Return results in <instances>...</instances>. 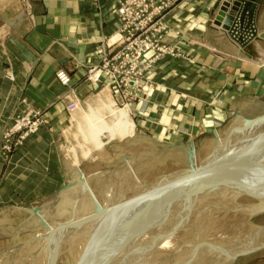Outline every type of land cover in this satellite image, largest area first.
Listing matches in <instances>:
<instances>
[{
    "label": "rangeland",
    "instance_id": "1",
    "mask_svg": "<svg viewBox=\"0 0 264 264\" xmlns=\"http://www.w3.org/2000/svg\"><path fill=\"white\" fill-rule=\"evenodd\" d=\"M24 1L22 0V2ZM223 1L216 0L212 7L210 25L213 29H217V26L222 27L217 25V8L219 12V8H222L224 2H228ZM117 3L115 0L114 14L119 27L120 21L116 14ZM145 3L157 11L156 20L152 19L148 25L157 23V25L166 26L168 24L172 32L179 34L177 36L162 33V43L173 48L177 56H161L154 67L163 61L187 60L188 62L189 56L186 57L182 50L183 46L180 47L181 43L178 41V38L181 37L180 31L174 30L168 23L167 17L174 8L173 1L159 0ZM217 3H219L218 7ZM4 14L5 8H0V16ZM146 14L153 15L154 12L149 9ZM117 33L112 37L115 38ZM4 36L5 34L2 32L0 39L2 40ZM113 45L114 43L108 45V48L111 49L108 54L114 51L111 48ZM257 51L260 62L264 65V50L258 45ZM156 54L155 51L147 52L143 61L153 58ZM89 67L85 70V80L91 87L87 88L88 90L82 97L76 96L73 88H69V85H62L69 88H67L68 93L66 92L62 104L63 110L60 112L63 116L62 120L51 118L47 115L48 110L37 109L32 105L25 109H19V103L25 105L26 98L20 96L18 102L16 99L18 93L15 92L13 96L9 85L6 82L3 84L0 78V264H86L84 258L88 252L84 249L85 247H81L82 244L79 245L80 243L96 242V246L89 245V249L101 250L106 243H114L118 240L121 242V252L116 256H110V260L100 261L97 259L94 264H136L130 262L132 252L135 251V248L139 249V242H144L146 238L136 242L133 239L143 236L145 230L143 225L148 218L154 220L160 217L153 213L155 208L146 206L157 192L156 187L157 190H160L167 185L166 178L173 179L177 183V185L174 183L173 187L181 192L180 187H185L182 186L185 183L184 180H187L189 185L191 180L194 181V177H198L200 173L195 170L196 172L186 174L185 172L190 170V163L192 164L190 167L194 168L197 164L204 166L209 153L216 154L220 150L218 146L221 147V144H227V147L231 148L234 142L237 143V147L231 158L228 155H232V153H225L224 157L219 156L217 159V166L213 164L215 162L213 159L209 163V165H213L203 172L204 177L211 176L217 180L211 196L213 198L207 197L206 201L211 204L212 201L221 198L219 195H223L224 198L229 196L231 183L228 181L232 177H237L235 179L239 183H243L241 181H247L250 178L247 174H251L255 170L264 171V155L256 156L260 152L255 153L264 145V99L256 101L249 108L247 112L249 116L232 117L218 127L215 133L187 136L175 144L165 143L137 135L130 114V104H137L147 97L146 89L151 86V80L148 79L147 73L152 68L144 73L146 83L142 86L143 93H139L137 96L132 94L125 96L117 90L113 91L106 85L107 82H105L106 86L94 87V84L87 79ZM6 73L9 81L13 82V76V79L10 80L12 74ZM71 102L78 104L73 112L67 110ZM37 111L46 121L40 128V130L43 129L40 140L35 145H29V147L27 145L28 150L25 149L26 147L23 148L24 150L21 149L25 146L24 141L22 145L13 147L11 153H4L2 149L5 146L3 140L5 132L11 128L18 117L24 116L28 112ZM121 123L130 125V133L126 136L119 135ZM106 128L110 131L105 130ZM99 129L106 135L98 133ZM238 132H241V137H235L239 134ZM92 134H97V137L95 135L94 139ZM228 140H230L229 143H227ZM100 143H102L101 146ZM19 149L22 150L21 153L18 152ZM246 154L247 159L244 160L243 157ZM252 157L258 158L252 159ZM199 159L202 161H198ZM182 169L183 171H181ZM240 169L243 172L238 171ZM120 187L123 188L119 191ZM241 192L245 193V191ZM263 198L259 197L256 200H263ZM62 202L64 210L57 211ZM74 202L77 204L76 207L74 206L77 208L76 210L66 205ZM208 202L205 204L209 205ZM199 203L201 202L199 201L197 204L200 205ZM230 206L233 209L234 206ZM230 206L227 207L230 208ZM228 208L224 207L223 211L226 212ZM231 208L230 210H232ZM245 210L244 208L241 211ZM123 211L126 213L123 214ZM241 211L240 213H243ZM258 211L257 214L248 218L246 223L239 225L241 231L249 233L248 230L251 232L259 230L263 233L261 235H264V211ZM47 219L48 224H46ZM132 220L137 222L133 224ZM224 220L225 218L222 219V221ZM149 223L152 226V222ZM139 225L143 227L140 229ZM171 226L173 227V225ZM87 227L105 229L104 231H84ZM179 228L180 226L171 232L178 231ZM224 228L222 229L224 230ZM44 229L45 231L53 229L55 238L47 239L42 246H38L31 259L30 257H20L18 244L21 243L22 238L35 235L39 239L43 233H47ZM135 230L140 231L134 235ZM149 230L150 236L153 237L156 230ZM91 233L99 234L100 238L82 240L85 235ZM117 235L122 236L116 238ZM224 240L215 244L218 249L212 248L217 256L214 255V258L210 259L208 257L200 264H264V239L261 237L257 240L248 237L247 245H240L234 250L231 246H234L233 242L236 243V238H232L233 241ZM226 241H230L229 244ZM158 243L155 244L157 246L152 247L153 251L148 256L144 254L145 252L139 255L142 259L138 264H161L158 262L161 260L158 257L166 254H170L168 256L170 260L166 259L165 264H197L199 262L194 259L189 261L182 259L184 258L182 253L180 257L179 254H175L174 250H169V247H172L169 242ZM204 243L205 241L202 242V244ZM165 245L168 247L166 252L158 254L156 247ZM4 246H7V250L9 249L6 251L7 254L2 251ZM9 246L12 247V250ZM190 249H195L198 252L203 251L200 244ZM216 250L219 251L216 252ZM221 251L223 252L221 253ZM214 252L211 251V253ZM73 256L76 258L75 262L68 263L66 260Z\"/></svg>",
    "mask_w": 264,
    "mask_h": 264
},
{
    "label": "crops",
    "instance_id": "2",
    "mask_svg": "<svg viewBox=\"0 0 264 264\" xmlns=\"http://www.w3.org/2000/svg\"><path fill=\"white\" fill-rule=\"evenodd\" d=\"M25 1L0 0L5 8L0 16V36L5 34L0 39V78L13 96L18 93V102L20 96L26 98L19 109L32 105L62 120L68 87L56 73L63 70L70 77L69 88L78 97L91 87L85 70L97 65L116 40L115 0ZM172 1L168 23L180 31L178 41L189 61H163L152 68L147 97L130 104V114L137 135L175 144L187 136L215 133L232 117L249 116V108L264 99V65L257 51L258 45L264 50V0L256 2L247 35L237 29L234 40L222 27L210 25L216 0ZM105 82L102 77L93 86ZM42 130L21 149L35 145Z\"/></svg>",
    "mask_w": 264,
    "mask_h": 264
},
{
    "label": "bare ground",
    "instance_id": "3",
    "mask_svg": "<svg viewBox=\"0 0 264 264\" xmlns=\"http://www.w3.org/2000/svg\"><path fill=\"white\" fill-rule=\"evenodd\" d=\"M165 30L167 31V34L169 33V34H175V35L179 36V34H177V32H172V30L168 27V24L165 26ZM119 35H120V33L118 31V33L115 37L116 40H115V42H112V44L113 43L115 44L117 42ZM97 85H100V84H97ZM75 104L78 105L77 102H75ZM91 121H93V120H91ZM105 130L110 131V129H108V128H106ZM90 132H91V130H90ZM98 133H100L101 135H103V134L106 135L100 129L98 130ZM129 133H130V125L127 123H121L119 125V135L120 136H122V135L126 136ZM95 135L97 137V134H92L93 138L95 137ZM241 136H242L241 132L239 134L235 135V137H241ZM229 142H230V140H228L227 143H229ZM234 143L232 144L231 148L227 147L228 146L227 144H223V145L221 144V147L218 146V148L220 150H218L216 152V154L213 152L209 153V151H207L210 155L208 154L209 156L205 159V165L204 166H200L201 164H197L196 168H194L193 166L190 167L192 164L189 162L190 161L189 160L188 162L190 163L189 164L190 170L188 172L185 170L186 171L185 173L189 175V173H192L195 170L200 172V173H199L198 177H194L195 178L194 181L191 180L189 185H188V181L184 180L185 183H184V185L182 184V186H185V187L184 188L180 187L181 192L175 190V188L173 187V184L175 183V181L173 179L171 180L169 177L166 178V184H167L166 186H164L160 190H157V187H156L155 190L157 192L155 193L151 202L148 203L146 207H148V208L152 207L153 209L155 208L153 213L160 215V217H157L154 220L148 218L146 220V223L143 225L145 227V230L143 231L144 237L140 236V237L133 239L136 242V241L141 240L142 238L143 239L146 238V240L144 242H139V244H138L139 249L135 248L134 249L135 251L133 250L134 252H132V253L134 256L131 254L132 255V258L130 260L131 263L135 262L136 264H138L141 261L140 259H142L139 257V255H141L145 252L144 254L146 256H148V254L153 251L152 247L157 246L155 244H157L158 242H159L158 244H161L162 241L164 242V244L169 242L170 245H172V247H169V250L170 251L174 250L175 254H179L180 257H181V253H182L183 254L182 257H184L182 259H184L186 261L194 259V260L199 261V262H197V264H200L203 260L207 259L208 257L210 259V258H214V255L217 256V253L215 254V252L212 248L215 247V249H218L217 248L218 246L216 247L215 244H218L217 242H219L221 240L225 241L224 239H227V240L231 241L232 238H236L235 242L237 244L236 243L234 244V242H233L234 246H231L232 244L230 245L232 247V250H234V249H236V247H238L240 245H242V246L247 245V242H248L247 238L248 237H249V239H250V237H252L253 240H257L259 237H261V239H264V235H261V234H263L262 231L256 230V231L251 232V230H248L249 233H245L239 229V225L246 223L248 218H250L256 212H259L258 210H260V212L264 211V198H263L264 197V171H262V172H261V170L260 171H258V170L253 171L252 168H250L253 171L252 172L253 174L252 173L247 174L250 176V178H248L247 181H241L243 183H239L235 179L237 177H232L228 181V183H231V185L229 186V189L231 190V193L229 196L224 198L223 195H219V196H221V198L217 199L218 201L217 200H215L214 202L212 201V203H211L212 205L208 201H206L207 197L213 198L211 196H212V192L215 190V183H217V180L213 179L214 177L211 178V176L204 177L203 172L207 168L212 166L213 164H216V166H217V159L219 158V156H223V155H225V153H232V155L231 154L228 155L231 158V156H233V153H235L233 151L237 147V143H235V144ZM101 145H102V143H100V146ZM263 149H264V145L260 150L255 151V153L260 152V154L259 155L255 154V155L256 156H263L264 155ZM237 152L238 151H236V153ZM246 156H247V154L243 157L244 160L247 159ZM241 157H242V154H241ZM253 158L257 159L258 157H252V159ZM213 159H215V162H213L212 165H209L210 161H212ZM198 161L201 162L202 159H199ZM258 162L260 163L259 160H258ZM253 163L255 164V162H253ZM247 164L249 165V162H247ZM261 164H262V162H261ZM257 165H260V164H257ZM253 167H255V166H253ZM255 168H258V167L256 166ZM181 171H183V169ZM238 171L243 172L242 169H240ZM238 171L236 170V172H238ZM180 173H178V174H180ZM86 180H91V179H86ZM175 184L177 185V183H175ZM187 185L189 188L187 187ZM122 188L123 187H120L119 191ZM241 191H245V193H248V194H245L244 192H241ZM259 197H262L263 200H256ZM199 201L202 204L199 203L200 205H198L197 203ZM205 201L208 202L209 205H206L207 203ZM238 201L240 203H237ZM242 201H243V203H241ZM230 202H231V204H230ZM63 205L64 204L62 202L59 205V208L57 209V211L62 212L61 210H64ZM66 205L70 206L72 209H75V210L77 209V208H75L77 205L75 202L73 204H66ZM230 205L234 206L233 209L231 208L232 206H230ZM227 206H230V208L232 210H230V208H228ZM224 207H226V209L228 208L229 211L228 210L226 212L223 211ZM244 208L246 210L244 212L241 211ZM240 211L243 212L244 214L240 213ZM123 212H124L123 214L126 213L125 211H123ZM223 214H224V216H223ZM223 218H225L224 221H222ZM47 221H48V219L46 220V222ZM88 222H89V220H88ZM136 222H137L136 220L131 221V223H133V224H135ZM149 222H152V226L150 225ZM86 223H87V221H86ZM46 224H48V222ZM171 225H173V227ZM176 226L177 227L180 226V228H179L180 230L177 229L178 231L171 232L173 229L177 228ZM223 226L227 227L228 230H226L227 228L225 229ZM142 227H140V225H139L140 229ZM222 228H224L225 231ZM229 228H231V229H229ZM104 229L105 228H95L94 227V229H92V228L87 227V229H85L84 231H86V230L104 231ZM117 229H121V228H117ZM149 229H155L156 230V233L154 234L153 237L150 236V230ZM131 230H134V229H131ZM44 231H45V229H44ZM53 231H54L53 229H51L49 231H45L47 233H43V235L40 236L39 239L35 235H33L31 237L22 238L21 243L18 244L19 245L18 248L20 249V250H18L19 251L18 255L20 257H30V259H31L32 258L31 256L35 253V250L37 249L38 246H42V244H44L45 240H47V239H54L55 238ZM139 231L140 230H135L133 234L135 235ZM122 235H117L116 238H120V236H122ZM259 235H261V236H259ZM236 236H238V237H236ZM242 237H243V239H241ZM97 238H100L99 234L93 235L91 233V234L85 235L84 238H82V240H89V239L94 240ZM203 241H205L204 244H202ZM230 241H226V242H228V244H229ZM49 242H50V240H49ZM220 243H222V242H220ZM198 244H200L202 246V248H203L202 252H200V251L198 252L195 249L194 250L190 249L191 247H192V249L197 247ZM212 244H214V245H212ZM223 244L226 245V243H223ZM79 245H81V247H85L84 249L88 252L85 254V258H84V260L86 261V264H94V263H96L97 259H99L100 261L106 260V259L110 260V258L112 256H116L117 254H119L121 252V249H122V247L120 246L121 245L120 240H118L114 243H112V242L106 243L105 245H103L101 250H99V249L98 250H96V249L90 250L89 249V245L91 247L96 246V242H90L89 243V242L85 241L83 243H80ZM211 245H212V247L210 248ZM220 245H219V248L221 246H223V245H221V246ZM166 246L167 245H165L163 247H159V248L156 247L157 253L162 254V253L166 252V250L168 248ZM43 247H46V246H43ZM231 247H230V249H231ZM9 248L11 249L12 247L9 246ZM226 248H228V247H226ZM240 248H243V247H240ZM8 250H7V246H4L2 251L4 253H6V251H8ZM48 250H50V249H48ZM211 251H213L214 253H211ZM217 251H219V250H216V252ZM224 251H226V250H224ZM222 252L223 251H221V253ZM71 254H73V253H71ZM124 254H128V253H124ZM169 255L170 254H166L164 256H159L158 259H161V260L158 262L161 264H165L166 259H168L167 261L170 260L168 257ZM75 259H76L75 256H73L72 258L67 259L66 261L68 263L69 262H75Z\"/></svg>",
    "mask_w": 264,
    "mask_h": 264
},
{
    "label": "built area",
    "instance_id": "4",
    "mask_svg": "<svg viewBox=\"0 0 264 264\" xmlns=\"http://www.w3.org/2000/svg\"><path fill=\"white\" fill-rule=\"evenodd\" d=\"M157 1L159 0H117L116 14L120 21L117 31L120 35L111 47L114 51L103 56L97 65L89 67L87 79L91 83L101 84L104 77L106 85L113 91L117 90L125 96L131 94L137 96L143 93L142 86L146 83L144 73L154 67L159 57L177 56L173 48L161 41L162 33H167L165 25L157 23L148 25L152 19L156 20L157 11L145 2ZM149 9L153 10V15L146 14ZM149 51H155L157 54L143 61ZM56 78L63 86L70 83L69 76L61 70L57 72ZM12 79L10 75V80ZM75 109V102H71L67 107L69 112ZM41 116L37 111L18 117L3 135L5 146L2 151L6 154L11 153L13 147L22 145L28 138L37 134L46 123Z\"/></svg>",
    "mask_w": 264,
    "mask_h": 264
},
{
    "label": "water",
    "instance_id": "5",
    "mask_svg": "<svg viewBox=\"0 0 264 264\" xmlns=\"http://www.w3.org/2000/svg\"><path fill=\"white\" fill-rule=\"evenodd\" d=\"M258 0H233L230 4L225 2L222 8L219 9L217 16V25H222L232 39L237 33V29L241 32L239 35L245 37L249 28L250 22L254 18V10L256 9V2ZM217 3V7H218ZM216 7V6H215ZM230 8V10H228ZM226 19L223 24L220 22ZM234 40V39H233Z\"/></svg>",
    "mask_w": 264,
    "mask_h": 264
}]
</instances>
